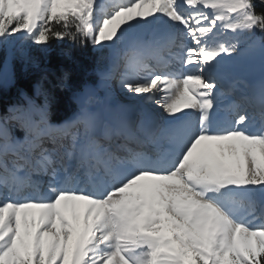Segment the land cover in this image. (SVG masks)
<instances>
[{
  "label": "snow or ice",
  "instance_id": "6c2138e0",
  "mask_svg": "<svg viewBox=\"0 0 264 264\" xmlns=\"http://www.w3.org/2000/svg\"><path fill=\"white\" fill-rule=\"evenodd\" d=\"M52 38L109 50L133 103L0 118V264H264V0H0L9 70Z\"/></svg>",
  "mask_w": 264,
  "mask_h": 264
},
{
  "label": "trees",
  "instance_id": "16d2710c",
  "mask_svg": "<svg viewBox=\"0 0 264 264\" xmlns=\"http://www.w3.org/2000/svg\"><path fill=\"white\" fill-rule=\"evenodd\" d=\"M256 10L261 11V7L257 5ZM52 23L57 30L61 29L62 25ZM42 54L44 63L41 64V72L30 71V74L22 75L17 73L12 86L5 88L0 85V112L9 105L29 110L30 105L23 95L33 99L32 86L39 81L49 97L50 119L58 122L74 110L70 91L74 95L82 87L96 84L97 53L90 44L81 45L79 38L76 41L52 38L47 44V51Z\"/></svg>",
  "mask_w": 264,
  "mask_h": 264
},
{
  "label": "rangeland",
  "instance_id": "374dc122",
  "mask_svg": "<svg viewBox=\"0 0 264 264\" xmlns=\"http://www.w3.org/2000/svg\"><path fill=\"white\" fill-rule=\"evenodd\" d=\"M99 3L105 6L110 3V0H99ZM20 47H23L27 51L30 60H34L38 66H33V63L28 62L27 69L25 70V63L22 62L19 52L17 51V49ZM92 47H93V50L97 52L95 69L98 71V73H97V82H96L95 88L98 89V92L94 98L90 99L87 102L86 106L89 107V109L93 107H97L99 106L100 101L104 103H113V105H115L117 101H119L120 103H125L124 102L125 100H123V97L121 94L122 92L119 89V82H118L122 76L121 75L122 73L118 74V72L116 71V67L112 62L111 52L107 49H99L98 46L96 47L92 46ZM12 54H13L14 59L12 61V67L9 70L4 64L6 53L4 51H0V73H3V75H0V85L4 86L5 88H8L13 85L15 81V74L16 75L17 73L21 75L22 73L30 74L29 73L30 71L41 72L42 71L41 64L44 63L41 59L42 52L38 50L37 46L31 43L30 44L25 43L21 45L20 42H17V44L14 45L12 48ZM112 75H115L116 79H112L109 81L107 77H110ZM108 82L111 83L110 90L102 88V87H99L101 89L98 88L99 84L102 85ZM109 91L113 93L115 99L113 100L108 99ZM32 92L35 95V97L40 100L41 104L40 103L37 104L35 100H29L31 104V108L29 109V111H30L32 118L39 121L43 119L42 115L47 114L48 112V102L47 104H45V94L47 95L48 100H49V97L39 81L33 84ZM69 94L70 96H72L73 95L72 91H70ZM15 109H20V108L15 105L7 107L5 111L3 112L4 115L2 117L0 113V118H8L10 121V124L16 126L17 124L15 120L25 117L28 113H25L24 111H15Z\"/></svg>",
  "mask_w": 264,
  "mask_h": 264
},
{
  "label": "bare ground",
  "instance_id": "6f19581e",
  "mask_svg": "<svg viewBox=\"0 0 264 264\" xmlns=\"http://www.w3.org/2000/svg\"><path fill=\"white\" fill-rule=\"evenodd\" d=\"M113 3V0H110V3L108 4V5H103L104 6V8L105 9H107L108 7H110L111 6V4ZM106 4V3H105ZM122 74H123V72H122ZM121 74V75H122ZM104 85L105 84H99L98 85V88L99 87H102V88H105L104 87ZM99 89H101V88H99ZM105 89H107V88H105ZM119 89L121 90V88L119 87ZM121 94H122V97H123V100H125L124 102L125 103H123V104H128V103H133V102H131L129 99H128V97L123 93V91L121 90ZM112 93V92H111ZM113 94V93H112ZM115 105H113V103H104V102H101L100 101V104H99V106H97V107H93V108H90L92 111H99V112H101L102 114L106 111V109L107 108H109V107H114ZM149 108H151L152 110H154V111H160V109L155 105V104H148L147 105ZM80 113V111H78V114ZM34 219V217L33 216H29V223H31V221Z\"/></svg>",
  "mask_w": 264,
  "mask_h": 264
},
{
  "label": "water",
  "instance_id": "95a60500",
  "mask_svg": "<svg viewBox=\"0 0 264 264\" xmlns=\"http://www.w3.org/2000/svg\"><path fill=\"white\" fill-rule=\"evenodd\" d=\"M97 93L96 88L93 85L82 88L80 92H78L73 100V103L77 107V109H82L85 107L88 99L93 98Z\"/></svg>",
  "mask_w": 264,
  "mask_h": 264
}]
</instances>
